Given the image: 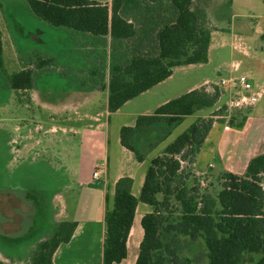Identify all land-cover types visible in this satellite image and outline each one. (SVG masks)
<instances>
[{
	"label": "trees",
	"instance_id": "obj_1",
	"mask_svg": "<svg viewBox=\"0 0 264 264\" xmlns=\"http://www.w3.org/2000/svg\"><path fill=\"white\" fill-rule=\"evenodd\" d=\"M25 1L35 16L55 27L95 38L111 37L125 44V54L114 55L110 62L108 85L104 75L100 78V89L108 87V108L112 112L170 77L176 66L207 62L212 32L217 29L207 13L206 1L112 0L111 5L96 0ZM33 54L38 69L57 64L56 57L42 49H34ZM3 63L0 29V65ZM8 81L15 90L32 89L36 84L35 71L25 65L9 74ZM221 92L219 87L209 92L202 86L161 104L153 113L140 114L134 126L122 127V144L144 161L146 152L138 140L139 134L164 127L167 136L187 115L214 106ZM249 112V108L237 109L229 115L228 123L243 127ZM213 122L214 117L199 118L151 160L139 197L132 193L131 177L117 181L114 206L105 216L103 264H118L127 258L128 238L140 201L156 209L141 219L144 237L136 264H192L191 257L181 256L171 243L165 242L163 230L193 240L204 239L208 264H244L247 256L254 264H264V153L251 159L244 174L223 171L224 181L217 194L202 193L185 181L175 189L172 185L184 162H195ZM160 193L165 194L162 201L158 198ZM173 194L181 209L169 221L160 205L168 207ZM75 228V222L55 223L53 233L37 244L28 264H52L54 252L71 239ZM254 254L261 257L256 260ZM0 264L7 263L0 259Z\"/></svg>",
	"mask_w": 264,
	"mask_h": 264
},
{
	"label": "crops",
	"instance_id": "obj_2",
	"mask_svg": "<svg viewBox=\"0 0 264 264\" xmlns=\"http://www.w3.org/2000/svg\"><path fill=\"white\" fill-rule=\"evenodd\" d=\"M96 1L104 4L108 3L109 5L112 3V0ZM204 1L207 2L206 10L210 20L217 27L212 32L207 62L211 61L212 52L215 51L216 54L221 56L229 46L227 39L222 35V33L229 31L234 38L231 44L232 54L234 55L236 50H239V54H242L247 60L244 63L245 59H232L229 65L230 75L228 76L229 78L231 76L247 75L253 85L250 94L254 97V103L240 106L243 109H250L243 127L231 126L226 119L229 115H213L219 107L220 100L225 95L229 96L228 102L229 100L232 102L234 99V89L227 86L224 87L226 93L224 92L220 96L218 102L212 107H207L208 112H203L205 108H202L191 115H187L170 129L167 136L164 127L149 128L139 134L138 140L142 142L146 152L144 161H139L135 154L122 144V127L134 126L140 114L153 113L161 104L212 81L209 78H204L199 82H190L188 79L174 82L175 94L161 96L156 104L146 106L142 110H134L133 106L130 105L135 98L151 93L162 84L173 80L177 74H186L191 68L201 66L207 62L176 66L170 77L127 101L114 112L108 108V87L101 90L96 87H79L66 83L63 88L66 95H61L58 100L54 101L55 103L49 95H42L40 89L35 90L34 87L29 89L31 90L32 102L40 104L41 108L48 111L49 116H61L65 121L78 123L79 125L71 128L74 135H79V137L70 140L67 146L65 144V149L68 147L66 151L75 154L72 164L59 158L60 147L58 143H65V140L50 135V133L54 134L57 130L55 125L47 129L45 135H40V137L37 135L39 129L36 132L30 131L27 134L16 133L11 143L13 147L8 152V159L11 160L12 164H18L16 163L18 159L24 157L25 168L21 169L31 168L33 170L37 167L40 170L45 169L43 176L46 178V184L44 185L43 196L49 204L48 207L44 206L47 217L46 222L51 219L53 226L55 223L62 221L76 223L71 239L62 242L54 252L52 264H103L107 231L105 216L114 206L117 181L124 176L131 177L133 179L132 193L139 197L151 160L162 154L170 142L175 140L199 118L214 117V122L193 163L194 169L198 173L230 171L244 174L251 159L264 153V40L262 39L264 33V25L262 26L264 0H233L232 3L226 0ZM1 4L0 1V6ZM239 6L244 7L246 11L239 12ZM243 18L247 23H252L255 26V32L261 36L263 42L259 47H255L253 51L246 46V35L241 31L240 26L244 22L242 21ZM248 19L250 20L248 21ZM0 29L2 30L4 46L2 24H0ZM62 33V36H66L68 31ZM218 34L225 41L219 36L216 37ZM223 63H226V61ZM235 73L240 74L236 75ZM106 84L108 85V82ZM49 90H52L51 85L46 89L48 92ZM153 94L157 95L158 91ZM68 95L69 97H67ZM71 96L73 99L69 100ZM39 127L42 128V126ZM64 131H66V128H64ZM51 143L54 146L56 145L57 148L55 158L50 156L51 152L48 150ZM71 144L74 146H71ZM75 147L78 155L75 153ZM98 166L102 168L99 179L94 178L93 175ZM69 170H73L72 173ZM2 184L6 183L1 182V188L7 186L8 191L12 190L19 198L20 196L21 198H27V194L24 193L26 196L20 195L21 191H18L17 188L11 189V187H14L13 185L6 184L4 186ZM18 192L20 193L18 194ZM8 195L15 197L13 193ZM3 211L0 207V214L5 217L4 220H9L6 221L8 224L11 223L13 218L10 214L3 213ZM152 211V205L142 201L138 203L136 217L128 238L127 258H129L132 249L133 264H136L140 244L144 237L141 219L145 214ZM32 217L36 221L37 211ZM0 221H2V218H0ZM43 230L38 237L22 246V249H36L41 240L52 234L50 232L44 238L46 231ZM9 244L10 241H6L5 246H9ZM11 253H14L12 249L0 246V259L2 261L7 263L10 259L9 255H11L10 257H16V254ZM127 258L118 264H127Z\"/></svg>",
	"mask_w": 264,
	"mask_h": 264
},
{
	"label": "rangeland",
	"instance_id": "obj_3",
	"mask_svg": "<svg viewBox=\"0 0 264 264\" xmlns=\"http://www.w3.org/2000/svg\"><path fill=\"white\" fill-rule=\"evenodd\" d=\"M0 1L2 3V6H0V24H2L3 28L5 47L4 63L3 66L0 65V183L13 185L14 187H11V189L17 188L18 191H21V193L18 192L20 195L26 196L24 193L27 194L26 201L20 195L19 198L12 190L8 191L7 186H5L6 184H2L6 188L0 187V207L2 211L4 210L3 213H8L13 218L11 219V223L8 224L6 221L9 220H4L5 217L0 214V218H2V221H0V246L10 248L14 252L11 254H16V257H10L11 255H9L10 259L7 261V264H26V262L32 259L35 249L23 250L22 246L38 237L42 229H44V232L46 231L44 238L50 232L53 233V225L51 219H48L46 222L47 217L44 210V206L48 207L49 205L43 196V189H45L44 185L46 184V178L43 176L45 169L40 170L39 167L33 170L31 168L21 169L25 168L24 157L18 159L16 162L18 164H12L11 160L8 159V152L13 147V144H11L12 139L16 133L27 134L30 131L36 132L37 129H39L37 135L40 137V135H45L44 133L47 129L55 125L57 130L54 134L50 133V135H54L60 140H65V143H58L60 147L59 158L72 164L75 154L72 152L68 153L66 151L68 147L65 149V144L67 146L70 140L79 137V135L75 136L71 131L72 127H78L79 125L78 123L67 122L61 116H49L48 111L41 108L40 104L32 102L31 90L18 91L11 88L8 75L19 71L25 65L32 67L36 77L35 90L40 89L42 95H49L53 98L52 101L54 102L61 95H66L63 90L66 83L79 87L91 86L100 89V78L102 75L105 76L104 83L109 82V68L112 58L114 55H124L126 48L124 43L114 41L111 37L95 38L89 34L70 32L66 36H62V32L67 31L66 28L55 27L35 16L25 0ZM199 3H204V0L199 1ZM239 8V12L241 13L246 11L244 7L239 6ZM243 19L242 21L244 22L240 26L242 28L241 31L246 35V46L253 51L255 47H259L263 42L261 36L255 32V26L252 23H247L245 18ZM263 25L264 21L262 20ZM222 35L227 39L229 46L223 51L221 56L214 51L212 52L210 62L201 66H195V68H191L186 74L179 73L173 80L162 84L151 93L135 98L130 104L133 106V109L142 110L146 106L156 104L161 96L175 94L174 82H180L183 79H188L190 82H199V80L209 78L212 82L205 84V89L213 92L215 91V87H219L222 95L225 92V88L219 85V83L223 78H228L230 75V62L232 59H245L242 54H239V50H236L234 55L232 54L231 44L234 38L230 31L222 33ZM218 36L221 37L219 34L216 35V37ZM221 38L223 39V37ZM43 48L44 52L56 57L57 64L38 69L35 66L33 50ZM224 61L226 63H223ZM246 61L245 59L244 63ZM235 74L239 75L240 73ZM49 85H51L52 90L48 92L46 89H48ZM155 91H158L157 95L153 94ZM71 99H73L72 96L69 100ZM228 99L229 96L225 95L220 100L218 109L214 112L227 116L240 109V106L236 107L230 100L228 102ZM208 111V108L203 110V112ZM226 119L228 120L229 117ZM39 126H42V128ZM64 128H66V131H64ZM19 130L21 131L18 132ZM49 146L50 156L55 158L57 155L56 145L54 146L51 143ZM71 146L74 145L71 144ZM75 153H77L76 147ZM69 171L72 173L73 170ZM221 173H213L211 171L198 173L194 169L193 164L190 161H186L183 164L179 177L172 185L175 189L177 186H180L181 181H185L189 186L198 187L202 193L209 191L212 194H217L222 188L224 181ZM12 193L15 197L8 195ZM164 197V193L158 194L160 201ZM160 208L167 220L170 219L169 221H171L174 216L179 215L181 206L173 194L170 205L166 207L161 204ZM155 209L153 207V210ZM36 211L37 217L36 221H34L32 215ZM169 221H166L165 225H168ZM163 237L165 242L171 243L181 256L191 257L193 259L192 264L209 263L204 239L198 238L193 240L181 233L168 232L166 230H163ZM6 241H10L9 246H5ZM254 257L257 260L261 257V254H254ZM133 258V251L131 249L126 263L133 264ZM244 264L254 263L250 261V256H247V261Z\"/></svg>",
	"mask_w": 264,
	"mask_h": 264
},
{
	"label": "built area",
	"instance_id": "obj_4",
	"mask_svg": "<svg viewBox=\"0 0 264 264\" xmlns=\"http://www.w3.org/2000/svg\"><path fill=\"white\" fill-rule=\"evenodd\" d=\"M219 85L223 87H232L234 89V99L232 103L235 106H243L254 103V97L250 94L252 90V82L247 75L231 76L229 78H223ZM102 168L96 167L93 175L94 178L99 179L101 177Z\"/></svg>",
	"mask_w": 264,
	"mask_h": 264
}]
</instances>
